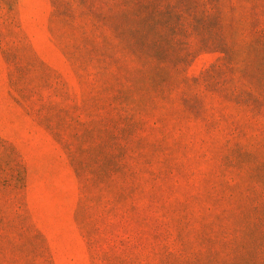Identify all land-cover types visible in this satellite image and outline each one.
I'll return each instance as SVG.
<instances>
[{"label":"rangeland","instance_id":"1","mask_svg":"<svg viewBox=\"0 0 264 264\" xmlns=\"http://www.w3.org/2000/svg\"><path fill=\"white\" fill-rule=\"evenodd\" d=\"M196 1L0 0V264H264V0Z\"/></svg>","mask_w":264,"mask_h":264},{"label":"trees","instance_id":"2","mask_svg":"<svg viewBox=\"0 0 264 264\" xmlns=\"http://www.w3.org/2000/svg\"><path fill=\"white\" fill-rule=\"evenodd\" d=\"M181 4L184 5L186 8L185 9H191V7L188 6L189 2H191L190 4H194L195 2L197 3L196 0H180ZM189 4V5H190ZM146 6V5H145ZM147 7V6H146ZM211 13H203L202 17L199 16H195L197 19V23L194 25V27L196 28V30L200 29L201 27L204 28H208L209 26V22H212L213 20L211 19V17H207L209 16ZM218 14V11H217ZM207 17V18H206ZM206 18V19H205ZM174 27V26H173ZM172 33H173V39L175 41V44L181 43L182 45H184L182 42L181 37L179 38V32H177L175 29H171ZM215 32H211L212 34H206L205 36H203L200 39V48L202 47H220L219 49L221 51H226L227 49V43L225 41H223L222 36H220V32L217 30H214ZM175 44H172V46L175 48ZM186 45V44H185ZM184 48H181V50L183 52H186L185 50H187V47L183 46ZM152 51L150 50L149 52V56L150 57H164V54L162 51L160 50H156L155 53L153 55H151ZM186 56H188V53L186 54H179L178 57H176L178 62L177 67H182V65H184V61L185 59H188ZM154 58V57H153Z\"/></svg>","mask_w":264,"mask_h":264}]
</instances>
